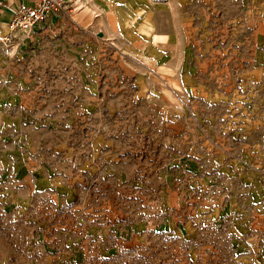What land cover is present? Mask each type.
<instances>
[{"label": "rangeland", "instance_id": "obj_1", "mask_svg": "<svg viewBox=\"0 0 264 264\" xmlns=\"http://www.w3.org/2000/svg\"><path fill=\"white\" fill-rule=\"evenodd\" d=\"M76 7L0 41V264H264V0Z\"/></svg>", "mask_w": 264, "mask_h": 264}, {"label": "built area", "instance_id": "obj_2", "mask_svg": "<svg viewBox=\"0 0 264 264\" xmlns=\"http://www.w3.org/2000/svg\"><path fill=\"white\" fill-rule=\"evenodd\" d=\"M75 0H0V41L33 35L51 14L76 10ZM6 17H4L5 15ZM4 15V16H3ZM5 23L6 28L3 27Z\"/></svg>", "mask_w": 264, "mask_h": 264}, {"label": "crops", "instance_id": "obj_3", "mask_svg": "<svg viewBox=\"0 0 264 264\" xmlns=\"http://www.w3.org/2000/svg\"><path fill=\"white\" fill-rule=\"evenodd\" d=\"M76 2L74 3V6L76 7L79 3H82V0H75ZM133 3L136 0H131ZM79 10V7H77V11ZM5 15V14H4ZM7 15H5L4 17H6ZM259 25L257 26L258 31L261 33V36L264 37V18H262V20L259 21L258 23ZM3 27H6V25H3Z\"/></svg>", "mask_w": 264, "mask_h": 264}, {"label": "bare ground", "instance_id": "obj_4", "mask_svg": "<svg viewBox=\"0 0 264 264\" xmlns=\"http://www.w3.org/2000/svg\"><path fill=\"white\" fill-rule=\"evenodd\" d=\"M3 16H4V15H3ZM3 25H5V23H4Z\"/></svg>", "mask_w": 264, "mask_h": 264}]
</instances>
